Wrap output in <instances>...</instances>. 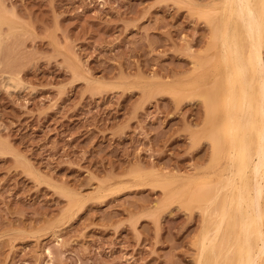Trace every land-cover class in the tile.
<instances>
[{"label":"rangeland","instance_id":"1","mask_svg":"<svg viewBox=\"0 0 264 264\" xmlns=\"http://www.w3.org/2000/svg\"><path fill=\"white\" fill-rule=\"evenodd\" d=\"M221 1L0 0V264L198 263Z\"/></svg>","mask_w":264,"mask_h":264},{"label":"bare ground","instance_id":"2","mask_svg":"<svg viewBox=\"0 0 264 264\" xmlns=\"http://www.w3.org/2000/svg\"><path fill=\"white\" fill-rule=\"evenodd\" d=\"M216 14L213 34L220 46L223 73L220 91L210 101L216 99L219 110L218 117L211 120L218 132L213 167L219 166V185L210 193L197 195L191 189L195 180L188 178L180 183L178 196L181 201L206 204V214L210 216V227L204 228L199 241L197 264H263L264 0H222ZM5 25L9 24L0 10V47ZM11 27L7 26L12 34L15 28ZM214 78L217 80V74Z\"/></svg>","mask_w":264,"mask_h":264}]
</instances>
